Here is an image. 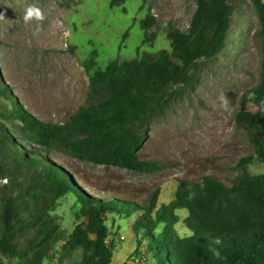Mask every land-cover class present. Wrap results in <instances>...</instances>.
Segmentation results:
<instances>
[{"label": "trees", "instance_id": "16d2710c", "mask_svg": "<svg viewBox=\"0 0 264 264\" xmlns=\"http://www.w3.org/2000/svg\"><path fill=\"white\" fill-rule=\"evenodd\" d=\"M124 1L110 0V6ZM250 1L258 20L261 70L258 82L243 91L234 120L254 152L237 161L242 171L234 183L227 186L210 175L198 181L178 179L171 201L157 206L155 190L139 205L116 196L88 199L70 173L54 162L32 171L42 164L41 156H56L55 151L137 172L161 168L155 160L137 156L149 124L197 81L201 63L224 48L234 12L229 0H196L186 29L168 24L170 50L111 60L90 78L87 105L63 123L39 120L16 102L9 107L0 102V119H15L13 137L21 139L16 142L0 120V178H8L0 186V264H42L60 241L65 260L56 264H110L114 245L108 241L109 212L121 218L139 213L133 229L147 237L155 264H264V172L247 169L254 160L264 162V1ZM155 22L152 14L141 20L143 42L154 37L147 29ZM1 95L12 97L0 79ZM66 193L83 203L84 220L65 236L50 212ZM178 209L187 213L182 220L186 235L174 227L180 221Z\"/></svg>", "mask_w": 264, "mask_h": 264}, {"label": "rangeland", "instance_id": "374dc122", "mask_svg": "<svg viewBox=\"0 0 264 264\" xmlns=\"http://www.w3.org/2000/svg\"><path fill=\"white\" fill-rule=\"evenodd\" d=\"M229 1L234 12L224 48L202 62L197 81L151 120L148 137L137 151L139 159L155 160L161 168L137 172L55 151L56 156H41L42 164L32 171L54 162L70 173L88 199L116 196L139 205L148 202L155 190H159L157 206L168 203L174 198L178 179L198 181L210 175L232 185L242 171L237 161L254 152L234 115L243 91L259 80L261 43L251 1ZM29 6L38 8L43 20L25 22ZM195 8L196 0H125L117 6H110V0H0V79L12 96L1 95L0 102L7 107L16 102L39 120L63 123L87 105L89 81L95 72L113 59L124 61L141 58L145 52L170 50L168 24L186 29ZM149 14L156 18L147 29L154 37L143 42L140 22ZM1 121L12 137L17 134L15 119ZM13 139L21 143V139ZM247 169L252 174L262 173L264 162L254 160ZM5 184L8 178H0V186ZM82 206L73 193L56 201L50 213L65 236L84 220ZM176 212L180 221L174 227L186 235L189 232L182 220L187 213ZM138 214L121 218L107 213L108 241L114 245L110 264H155L147 252V237L133 229ZM62 243L55 245V253L53 250L52 257L42 264H56L59 258L64 262Z\"/></svg>", "mask_w": 264, "mask_h": 264}, {"label": "clouds", "instance_id": "9594fccd", "mask_svg": "<svg viewBox=\"0 0 264 264\" xmlns=\"http://www.w3.org/2000/svg\"><path fill=\"white\" fill-rule=\"evenodd\" d=\"M24 21L28 22L30 20H32L33 18L37 19V20H43V15L41 13V11L36 8L35 6H29L24 14Z\"/></svg>", "mask_w": 264, "mask_h": 264}]
</instances>
